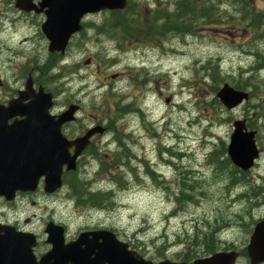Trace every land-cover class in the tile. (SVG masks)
<instances>
[{
    "label": "rangeland",
    "instance_id": "obj_1",
    "mask_svg": "<svg viewBox=\"0 0 264 264\" xmlns=\"http://www.w3.org/2000/svg\"><path fill=\"white\" fill-rule=\"evenodd\" d=\"M172 1L130 0L140 15ZM251 1L257 10L264 9V0ZM4 7L1 5L0 11ZM220 9L237 16L230 5ZM17 17L11 11L7 18L0 19L5 29L0 37V77L7 88L21 86L29 73L40 81V70L46 63L59 60L49 75L60 74V79L43 86L55 94V110L68 102H79L80 118L105 115L104 123L114 122L113 127L125 136L123 141L134 156L128 160L133 173L118 166L96 176L100 165L95 160L86 168L85 164L78 166L81 180L90 181L95 191L112 193L111 206L103 210L76 206L65 187L48 196L40 186L25 200L8 206L0 202L3 221L17 222L38 235L35 255L39 257L50 249L43 231L49 219L65 227L67 242L80 232L105 229L153 263L181 261L180 254L190 244L188 236H194L197 230L208 232L209 225L219 230V249L241 252L253 222L264 217V117H258L264 115V85L253 99L231 111L215 104L213 88L219 89L224 83L234 87L241 73L253 66L252 32L235 21L198 26L190 34H168L150 42L137 33L122 43L97 34L96 27L110 18V14L101 12L83 19L84 30L70 40L58 59L47 51L48 41L40 25L44 19L19 17V22ZM255 44L264 54V43ZM215 64L221 69L218 85L209 78L208 69ZM112 76L118 77L112 80ZM260 78L264 79V71ZM5 93L0 90V100L6 99ZM253 106L263 112H255ZM135 109L143 117L140 112H132ZM235 120H245L246 126L252 127L247 128L257 132L260 154L244 176L230 168L232 179H239L231 184L230 172L225 168L216 171L217 164L209 165L208 155L216 151L220 153L218 163L225 161L222 145L227 147ZM111 140L108 133L99 144L103 162L110 163L111 154L120 152ZM161 163L165 166L158 165ZM148 168L157 172L156 178L146 174ZM183 178L198 181L193 189L195 202L184 206L177 204L174 196ZM237 264H248V260L241 257Z\"/></svg>",
    "mask_w": 264,
    "mask_h": 264
},
{
    "label": "water",
    "instance_id": "obj_2",
    "mask_svg": "<svg viewBox=\"0 0 264 264\" xmlns=\"http://www.w3.org/2000/svg\"><path fill=\"white\" fill-rule=\"evenodd\" d=\"M15 5L25 12L43 13L41 32L48 41V52L64 54L70 38L82 30L84 16L124 10L127 0H39L37 5L32 0H15ZM31 85L29 78L26 91L19 92L18 98L6 106L0 105V197L6 202L13 201L16 192L36 191L40 179L46 194L61 189L63 172L76 170V160L90 137L101 132L93 129L82 138L67 140L61 134V126L73 119L78 106H69L55 119L49 114L53 105L51 93L41 87L31 93ZM216 98L225 109L233 110L247 102L249 95L224 84ZM17 118L23 119L8 124ZM232 128L227 156L234 166L247 171L259 155L256 133L246 129L245 120L234 121ZM44 232L50 250L37 260L33 234L0 225V264H154L128 250V244L118 241L110 231L82 232L68 243L61 225L49 222ZM246 250L249 264L264 263V218L255 225ZM238 255L235 251L217 252L192 264H234ZM157 264L187 263L165 260Z\"/></svg>",
    "mask_w": 264,
    "mask_h": 264
},
{
    "label": "trees",
    "instance_id": "obj_3",
    "mask_svg": "<svg viewBox=\"0 0 264 264\" xmlns=\"http://www.w3.org/2000/svg\"><path fill=\"white\" fill-rule=\"evenodd\" d=\"M172 2L161 5L154 10L145 11L143 15L137 14L134 6L129 2L124 11L110 12V18L102 26L96 27V32L99 34L104 33L112 38L118 36L124 41L130 40L137 33L143 34L146 40H157L168 34L182 36L190 34V31L196 29L198 26L204 28L212 25H221L226 22H241L253 34L250 43L255 60L253 66L244 73H241L237 81L233 82V86L237 90H250V99H253L260 87L264 85V79L260 78V71L264 69V54L255 48V41L264 43V9L257 10L251 0H174ZM223 5H230L237 16L230 15L226 11L221 10L220 8ZM51 67H53L52 63H48L44 67L43 78L40 80V83H52L60 77V75H49ZM208 71L211 82L214 85H218L222 80L219 66L215 64ZM245 74H249V76L243 78ZM213 89L214 92L218 90L216 86ZM214 102L218 107H221L216 98ZM253 108L255 112H263L259 106H253ZM258 117L263 118L264 115L262 114ZM247 127L252 129L250 124ZM119 142V145L122 146V153L117 157L114 156L110 164L101 162L102 172L110 169L114 170L119 165L127 167L132 171L128 165V160L131 157L130 151L125 147L121 139H119ZM222 149L225 150L223 145ZM219 156L220 153L216 151L211 152L208 155V162L212 165L217 164ZM217 167L219 170L225 168L228 171L230 168L229 160L226 158L225 161L217 164ZM229 172L231 171L229 170ZM70 175L72 176L66 175L64 177V185L70 191V195L75 198L77 205L90 208H106L111 206L110 193L92 192L89 187L90 183L81 180L75 174ZM194 184H198V181L181 179L180 185L182 191L180 190L174 194L177 204L184 206L187 203L195 202L196 193L193 190ZM181 192L183 193L181 194ZM253 193H255L254 190ZM209 229L208 232L197 230L194 236L188 238L187 243L190 244L181 254L182 261L189 262L194 258L209 255L216 251L219 243L214 235L216 229L212 230L210 226Z\"/></svg>",
    "mask_w": 264,
    "mask_h": 264
},
{
    "label": "flooded vegetation",
    "instance_id": "obj_4",
    "mask_svg": "<svg viewBox=\"0 0 264 264\" xmlns=\"http://www.w3.org/2000/svg\"><path fill=\"white\" fill-rule=\"evenodd\" d=\"M33 3L37 4L39 2V0H32ZM5 5L4 8H1V11H0V19H5L7 18L8 15H11V11H13L15 13V15H18L20 18H26V17H32V16H38V17H41L42 19H44V15L43 13H34V12H25V11H22V10H19L18 8H16V5H15V0H0V7L1 5ZM19 17H17L16 21L19 19ZM9 24H13V22L11 21H7ZM24 24V23H22ZM3 24L0 25V37L5 35V29L3 28L2 26ZM41 25V24H40ZM9 28V27H8ZM1 40V39H0ZM26 41V39L24 40ZM20 43V41H19ZM2 55V53L0 52V56ZM57 57V55H56ZM56 57H52V58H56ZM58 58V57H57ZM54 60V59H52ZM37 69V67H36ZM41 72V71H40ZM31 78V82H32V90L30 89L31 93L33 91V93H37L38 89L42 86L38 79H35L33 78L32 74L29 73L26 80L28 78ZM113 77V76H112ZM111 77V79H112ZM118 76H116L117 78ZM39 78V76H38ZM115 78V79H116ZM114 80V79H112ZM18 83V82H17ZM5 90L7 91V93H5L6 96V99H3V100H0V105H6L10 100H13V99H17L18 96H19V92H23V91H26V87H25V82L19 86V87H14L12 89H9L7 88V84L5 82L4 79H2L0 77V90ZM44 91L45 92H49L47 89L44 88ZM51 93V92H50ZM52 95V99H53V107L50 109L49 111V114L51 117H55V119H57L58 116L61 115V113L63 111H65V109L70 106V105H74V104H77L79 106V109L76 111V113L74 114L73 116V119L71 121H68L66 123H64L62 126H61V133L64 135V137H66L69 141H74L76 139H79V138H82L83 136H85L88 131L90 130H93V129H98V130H101V132H98L96 131L95 133H93V135L90 137V141L86 147V149L81 153L80 157L76 160V164H77V167L80 165V164H85V168H86V165L88 164H91L92 161H97L99 163H101L99 157L96 155V153L100 152L99 151V144L101 143V140L108 134V133H111L112 135V140L111 142H114L116 145H117V148L119 147L120 148V152L117 153V152H114L113 154H111L113 157H112V160L114 159V156H119L121 153H122V146L119 145V139L121 137H125V136H122L121 134L118 133V131L116 130V128L114 127V130L113 128L111 127V124L110 122H113V121H110L108 122V124H105L104 121H106L107 119H105V115L104 116H100L98 119H87V116H89L90 118H93V115H87V116H84V118H80V114H81V110H82V105L81 103L79 102H68L66 103L62 109L60 110H55V106H56V102H55V94H51ZM29 101V100H27ZM26 102V101H25ZM120 112H125L124 109H119ZM132 112H140L138 109H135V110H132ZM140 116H142V113L140 112ZM23 118H17V119H11L8 121V124H11L13 122V120H22ZM111 142H107L106 145H110ZM96 151V153H95ZM71 152H73V149H71ZM119 154V155H118ZM134 158V156H133ZM111 160V161H112ZM158 165H164V163H161V164H158ZM101 168L97 169V172L95 173L96 176H98V174L102 173V171H100ZM100 171V172H99ZM154 170H152L151 168L147 169V172L146 174L147 175H150L151 172H153ZM72 176L70 175L69 173H66L64 172L63 175H62V179L63 177L65 176ZM40 184H42V179L39 181ZM31 196V193H23V192H17L16 195H15V199H14V204L15 202H17L19 199L21 200H25L27 197H30ZM0 202L4 205H11L10 203H6L5 200L3 198L0 197ZM12 203V204H13ZM31 205H35V202H31ZM26 219V218H25ZM26 221H29V219L27 218ZM52 221L51 219H49L47 222L44 223V228L46 226V224L48 222ZM0 225H6V226H10L12 227L15 231H18V232H31L33 233L37 240L39 239L38 238V235L33 232L32 230L30 229H26L24 228V226H21L19 223L15 222V223H9V221H3L1 218H0ZM96 230H100V229H92L90 231H96ZM74 239V238H73ZM36 249V248H35Z\"/></svg>",
    "mask_w": 264,
    "mask_h": 264
},
{
    "label": "bare ground",
    "instance_id": "obj_5",
    "mask_svg": "<svg viewBox=\"0 0 264 264\" xmlns=\"http://www.w3.org/2000/svg\"><path fill=\"white\" fill-rule=\"evenodd\" d=\"M172 3H173V2H172ZM175 3H176V2H175ZM168 13H169V12H168ZM168 13H167V14H168ZM165 14H166V13H165ZM170 15H171V14H170ZM167 16H168V15H167ZM199 17H200V16H199ZM18 21H19V20H18ZM19 22H20V21H19ZM20 24H21V23H20ZM26 43H27V42H26ZM7 44H8V43H7ZM15 45H16V44H15ZM26 52H27V51H26ZM262 60H263V59H262ZM261 62H262V61H261ZM262 63H263V62H262ZM263 64H264V63H263ZM156 175H157V173H153V176H154V177H157ZM184 188H185V186H184ZM185 189H186V188H185ZM180 190H181V189H180ZM187 190H188V189H187ZM181 191H182V190H181ZM186 192H187V191H186ZM182 193H183V192H181V194H182ZM183 195H184V194H183ZM183 195H182V196H183ZM185 195H186V194H185ZM220 245H221V241H220Z\"/></svg>",
    "mask_w": 264,
    "mask_h": 264
}]
</instances>
